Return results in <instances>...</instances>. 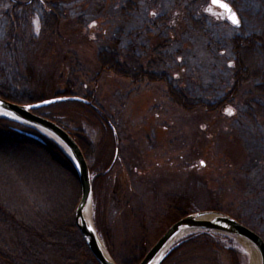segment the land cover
I'll use <instances>...</instances> for the list:
<instances>
[{
    "label": "rangeland",
    "instance_id": "1",
    "mask_svg": "<svg viewBox=\"0 0 264 264\" xmlns=\"http://www.w3.org/2000/svg\"><path fill=\"white\" fill-rule=\"evenodd\" d=\"M209 1L0 0V85L10 94L0 98L25 105L80 97L102 113L69 102L39 111L79 146L85 137L93 160L117 150L90 200L92 224L115 264H138L132 256L148 251L181 207L233 210L264 241V0H224L239 27ZM235 39L248 49L235 52ZM30 153L0 168L1 205L29 223L41 211L56 221L72 214L74 225L78 185L48 148L40 162ZM51 162L62 172L49 173ZM72 228L30 240L52 264H84L85 253L66 245L80 236ZM200 233L175 239L171 248L193 237L166 264H249L237 238ZM226 249L236 251L230 262Z\"/></svg>",
    "mask_w": 264,
    "mask_h": 264
},
{
    "label": "trees",
    "instance_id": "2",
    "mask_svg": "<svg viewBox=\"0 0 264 264\" xmlns=\"http://www.w3.org/2000/svg\"><path fill=\"white\" fill-rule=\"evenodd\" d=\"M196 1V0H195ZM232 8L235 10V8L233 7V4L229 3ZM236 12V10H235ZM238 18L239 15L236 12ZM199 15L203 16L204 13L201 12L199 13ZM240 39V38H237ZM235 39V41L233 40V50L236 52L237 50H245L248 49L246 48V42H242L240 40ZM235 55V53L233 54ZM240 55V54H239ZM112 56V55H111ZM113 58V56H112ZM125 59H128V54L125 55ZM109 60V56H105V61ZM154 61V60H153ZM152 62V61H150ZM105 64V63H104ZM106 69H110V64H105ZM103 67V66H102ZM227 68L229 67V63L226 64ZM240 78L242 79L243 77V68L240 67ZM247 76V75H246ZM244 78V77H243ZM8 86H4L3 84L0 85V97L1 98H5L8 97V95H10L8 93ZM80 98V97H79ZM85 103H81V102H69V103H78L82 106H86L89 107L91 110L94 111L95 115L102 114L100 109L95 105V103L88 101V99H84L82 98ZM90 100V99H89ZM30 103V102H29ZM33 103V102H32ZM49 107V106H48ZM98 117V116H97ZM103 118H101V120L104 122V124L102 123V125H106L109 124L110 127H108L109 131H110V135H112L111 131H112V126L110 124V122L102 115ZM0 125H6L9 126L12 129V133H4L3 131L0 130V134H3L4 137H2V139H0V168H4L6 169H10L11 168V163L12 162H18V161H23L24 159H28L30 155H32L30 153V150L33 149L35 150V152H37V156L35 157L33 155V158H35V161H42L44 156L42 154V151L47 149L49 150L50 153H52V160L56 161L58 164L61 165V167L63 169H66L68 173L64 172H59L61 169H59L58 167L51 165L52 167L49 166V168L51 169V171L53 172H49V173H55V172H59L61 174H64L66 176H69L73 184L78 185L79 188V184H78V180L75 174V171L71 165V163L69 162V160L66 158V156L62 153V151L60 149L56 148V145H54L55 143L48 141V139L46 140L45 137L39 135L38 133H36L34 130L22 126L20 124L17 123H13L11 121H8L6 119H2L0 118ZM62 127V126H61ZM113 132V131H112ZM27 134H31V135H36L37 137H39L42 140V143L30 138L29 136H27ZM109 134V133H107ZM83 137V136H82ZM81 136H79V140L81 144H85V148L83 149L81 147V144L79 146L78 141L76 142L78 147L80 148L82 154L84 155V158L86 159L87 157H89L92 161L93 164L89 169L90 174H94V180L91 179V190H92V194L94 191V187L97 183H99V185H103L104 181H100L99 179L104 178L105 176V172H107L108 170H110V168L114 165V158L117 155V150L113 149L111 153H106V157H102L100 156V158L96 161L93 160L94 157H91L92 155L90 154L91 151L88 149L89 145L88 142L86 141V138ZM111 137L108 136V139H110ZM113 142L110 139V144H112ZM115 146V145H114ZM51 150V151H50ZM60 155L63 156V159L60 158ZM42 164V163H41ZM105 173V174H104ZM96 182V184H95ZM102 191V190H101ZM45 207V206H44ZM14 208H12V210H8L5 208V206L0 202V264H52L51 261H48L46 259H43L44 257L41 256V247L39 243H34L30 240V238L32 237L33 239H36V236L38 238H43L44 236H48L50 237L51 235L54 234H58L60 233V228H66L67 230H69V232L75 231V229L72 228L73 222H72V214L69 215V217L62 219L63 221H56L57 217L59 215H55L51 217V213L52 212H46V211H41V212H35V222L29 223L28 221H24L23 217H19L17 219V216L14 214L15 212H13ZM197 209H190L189 207H181L180 209L174 210V216H175V221L179 220L180 218L192 213V212H197ZM210 211H217V212H221L219 209L217 208H212L210 209ZM228 216L234 218L235 220H237L238 222L242 223L243 225L246 226L245 222H243L240 217L235 213V211H229V213H225ZM32 224V226H31ZM71 224V225H70ZM35 227L38 228V231L35 229ZM249 227V226H248ZM96 231L98 232L97 228L95 227ZM100 232V231H99ZM209 232H202L199 234V238L198 239H211V237L208 235ZM31 235V236H30ZM76 237L69 240L68 242H66V245H70L72 248H75V252L76 250L81 249L82 253H85L87 259L85 260L84 264H97L95 262V260L92 258V256L90 255L88 249L86 248L81 236L75 234ZM216 236V235H213ZM5 237L7 239H5ZM208 237V238H207ZM51 238V237H50ZM192 239L193 241V237L191 238H187L184 239L182 241H180L179 243L176 244V246H174L169 253L166 255V257L160 262V264H166L167 262H169V260L171 259V257L175 254V252L183 245L191 242L190 240ZM196 239V238H194ZM205 242V241H203ZM227 252V256H228V260L230 262L231 258H236L235 255V250L233 249H226ZM147 251V250H146ZM145 251V252H146ZM80 252V251H79ZM76 252V255L79 253ZM144 252V253H145ZM144 253L142 254H138L132 257H135V262H140V260L142 259V257L144 256ZM131 257V258H132ZM134 259V258H133ZM73 260L75 259H71L69 258L68 262H70L71 264H75L73 262Z\"/></svg>",
    "mask_w": 264,
    "mask_h": 264
},
{
    "label": "water",
    "instance_id": "3",
    "mask_svg": "<svg viewBox=\"0 0 264 264\" xmlns=\"http://www.w3.org/2000/svg\"><path fill=\"white\" fill-rule=\"evenodd\" d=\"M210 3L212 6L224 12L228 21L232 23L229 11L219 6L220 4H227L226 2L216 0L214 3V0H210ZM228 9L238 19L236 13L229 5ZM62 102L85 103L83 99L77 97H56L37 103L20 105L0 98V118L26 126L40 135L49 138L58 145L61 151L64 149H62L60 143L66 147L68 153L66 151H62V153L71 163L80 189L79 201L74 210L75 228L78 230L86 248L97 264H115L107 254L105 256L101 252L98 246V236L92 221L88 225L83 220V211L91 200V178L81 150L64 129L49 119L33 112ZM27 136L42 143V140L36 135L27 134ZM182 230L213 232L235 237L237 240H241L250 245L258 257L259 264H264V241L255 232L234 218L214 211L196 212L174 222L148 249L138 264H160L172 249L170 246L174 240L171 243L170 240Z\"/></svg>",
    "mask_w": 264,
    "mask_h": 264
},
{
    "label": "bare ground",
    "instance_id": "4",
    "mask_svg": "<svg viewBox=\"0 0 264 264\" xmlns=\"http://www.w3.org/2000/svg\"><path fill=\"white\" fill-rule=\"evenodd\" d=\"M61 144V146L65 149V151L67 152V149H66V147L62 144V143H60ZM68 153V152H67ZM90 210H91V208H90V202L86 205V207H85V209H84V211H83V220H84V222L86 223V224H91V213H90ZM191 231L192 230H182V231H180L179 233H177L174 237H172V239L170 240V243L173 241V240H175V239H177L179 236H181V235H184V234H186V233H191ZM98 238V246H99V248H100V250H101V252L106 256V252L104 251V248H103V246H102V243H101V241L99 240V237H97ZM242 245H243V247H244V249H245V251H246V253H247V255H248V257H249V264H259V262H258V257L256 256V254H255V252H254V250H253V248L250 246V245H248V244H246L245 242H243V241H241V240H238Z\"/></svg>",
    "mask_w": 264,
    "mask_h": 264
},
{
    "label": "snow or ice",
    "instance_id": "5",
    "mask_svg": "<svg viewBox=\"0 0 264 264\" xmlns=\"http://www.w3.org/2000/svg\"><path fill=\"white\" fill-rule=\"evenodd\" d=\"M215 2H216V0H214V3ZM219 6L229 11V13H230V19H231L233 25L239 27L240 22H239L238 19H236L235 15L231 13V10L228 9V5L227 4H220ZM152 15L155 16L156 13L154 12V13H152ZM92 26H95L94 22H93V25ZM229 67H232V64L231 63H229ZM225 112H226L227 115H230V116L233 114V110L231 108H226L225 109ZM203 163L204 162L201 161V165H203Z\"/></svg>",
    "mask_w": 264,
    "mask_h": 264
},
{
    "label": "flooded vegetation",
    "instance_id": "6",
    "mask_svg": "<svg viewBox=\"0 0 264 264\" xmlns=\"http://www.w3.org/2000/svg\"><path fill=\"white\" fill-rule=\"evenodd\" d=\"M36 113H39L38 111Z\"/></svg>",
    "mask_w": 264,
    "mask_h": 264
}]
</instances>
